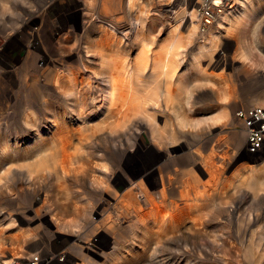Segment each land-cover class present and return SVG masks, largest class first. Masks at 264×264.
Returning <instances> with one entry per match:
<instances>
[{"label":"rangeland","instance_id":"374dc122","mask_svg":"<svg viewBox=\"0 0 264 264\" xmlns=\"http://www.w3.org/2000/svg\"><path fill=\"white\" fill-rule=\"evenodd\" d=\"M87 1L0 0V264L37 251L46 264H264V165L245 155L235 115L264 106V0L225 28L229 5L198 26L201 0H143L139 23L127 0ZM172 44L176 80L157 95L156 59ZM142 48L129 103L157 97L155 119L120 116L112 87L98 109L115 63L133 72Z\"/></svg>","mask_w":264,"mask_h":264},{"label":"bare ground","instance_id":"6f19581e","mask_svg":"<svg viewBox=\"0 0 264 264\" xmlns=\"http://www.w3.org/2000/svg\"><path fill=\"white\" fill-rule=\"evenodd\" d=\"M143 0H127V7H128V10L130 11V14H129V17H128V20H135V23H139L138 21V18L137 17H134V15L132 16V12L135 11V9H137V6L139 5L138 2H141ZM206 1V0H204ZM212 2L213 5L216 6V8L218 10V14L220 12H222V10L224 9L225 6H234L233 5V0H210ZM250 0H240V6L237 7V8H230L229 10L221 13L220 15V18H219V21H218V26L220 28H225V26L227 25V23L229 22V20L231 19L232 15H235L236 17V20H239L245 13L246 9H250L248 8L247 6V3L249 2ZM89 6H88V9L92 10L94 8V5H93V0H88L87 1ZM203 0H201L199 2V5L200 3H202ZM199 5H198V9H197V14H196V20H198V26L200 24V9H199ZM252 7L253 4H251ZM109 8V7H108ZM108 8L107 6L104 4V6H102V8L100 9L102 11V13H107L108 11ZM113 9H117V7H113ZM140 11L143 9V8H140ZM101 11H100V14H101ZM143 11V10H142ZM193 9H192V12L190 11V14L193 13ZM187 12H189V10H187ZM218 14H216V17L218 16ZM193 17V15H192ZM198 17V18H197ZM215 17V19H216ZM191 23H192V31H191V34L192 33H195L196 32V26H195V23L193 22V19L191 20ZM110 27L113 29L114 27L112 25H110ZM115 30V28L113 29V31ZM212 36H215V34H213ZM47 40V39H46ZM48 42L51 41V40H47ZM46 41V42H47ZM44 42V41H43ZM45 42V43H46ZM50 43V42H49ZM87 45H89L87 43ZM47 47V46H46ZM177 45L176 44H172L171 46H169V48L165 51V53L163 54V59L162 57H158L156 60V66H157V95H159L161 93V96H168L169 93L171 92L170 89L171 87H166L164 88L163 87V79L164 80H170L172 81V79L176 80V70H177V66H176V57H177V52L175 51L177 49ZM199 55L197 56L198 57H201L202 55H204V53L207 52L208 50V46L206 45H203V46H200V49H199ZM53 51V50H52ZM90 50L87 49L85 50V54H86V57L87 55L90 54L89 52ZM146 55H147V50L145 48H142V51L140 52V54L138 55V60L136 61L137 64H136V67H135V70L133 72H129V69H127L123 63H120L119 62H116L115 63V66H114V71H111L109 76H108V79H106V82H104V88L102 90V98L100 99L99 101V106H98V109H103L105 107L108 106L109 102H110V99H111V95H112V89L111 87L114 89V91H118V96H117V99L115 100V104H116V107H117V110L121 113L120 116H127L128 115V111L129 109L132 111V110H136L138 112H141L143 113V115L145 116V118H148V119H155V113H154V109H156L157 107V97H153L154 99V103L152 104L153 106L151 108H148L146 106H144L142 103H136L134 104L133 106L129 103V102H133V100H135V95L131 92L129 94V91L133 89L132 85H135L137 82H138V75H140V72L143 70L145 64H146ZM155 60V61H156ZM50 64V63H49ZM51 68V67H50ZM98 67H96L97 69ZM48 71V70H47ZM51 71V70H50ZM50 71L48 72L50 74ZM84 71V70H83ZM54 72V71H53ZM59 72V71H58ZM85 72V71H84ZM56 73V72H55ZM94 73V72H93ZM99 73V72H97ZM76 74V73H75ZM108 74V73H107ZM78 76V75H77ZM162 77V78H160ZM51 78V77H50ZM63 78V77H62ZM61 78V79H62ZM82 78V77H81ZM53 80V79H52ZM59 77H56L55 78V84H58L60 83L59 81ZM68 80V79H67ZM70 80V79H69ZM220 83L221 85H219V91H220V96L222 99H224V101H229L231 99H234L235 96L233 94V89H234V85H230L229 83H227V81H222L220 80ZM74 84V83H73ZM81 84V83H80ZM92 84V83H91ZM40 85V84H39ZM46 85V83H45ZM49 85V84H48ZM60 85V84H59ZM75 85V84H74ZM77 85V84H76ZM66 86V85H65ZM85 86V85H84ZM93 86V85H92ZM68 87V86H67ZM70 87V86H69ZM90 87V86H89ZM41 88V87H40ZM44 88V87H43ZM59 88V87H58ZM62 88V87H61ZM71 88V87H70ZM75 88V87H74ZM55 89V88H54ZM53 90V89H52ZM77 90V89H76ZM75 91V90H74ZM58 92V91H57ZM78 92V91H77ZM63 93V92H62ZM65 93H66V90H65ZM66 95V94H65ZM76 95V94H75ZM89 96V95H88ZM130 97V98H129ZM49 98V97H47ZM50 99V98H49ZM48 99V101H49ZM75 99V98H74ZM74 99L72 101H74ZM76 100V99H75ZM66 101V100H65ZM70 101V99H69ZM35 102V101H33ZM58 102V101H57ZM78 102V101H77ZM59 103V102H58ZM62 103V101H61ZM35 104V103H34ZM41 104V103H40ZM129 104L130 107L129 108ZM30 105V104H29ZM70 105V104H69ZM33 106V104H32ZM39 106V105H38ZM154 107V108H153ZM113 111V110H112ZM116 113V112H115ZM114 113V114H115ZM133 113V112H132ZM34 114H31L29 115L30 117H33ZM123 116V117H124ZM117 117V116H116ZM120 119V117H118ZM116 119V118H115ZM30 120V119H29ZM123 120V119H122ZM214 120V119H213ZM120 121V120H119ZM35 123V122H34ZM195 123V122H194ZM193 123V124H194ZM196 123H199V121H196ZM201 123V122H200ZM199 123V124H200ZM83 136V135H82ZM36 135H31V138H29L27 140V137L24 138L22 141H26V144L29 143V141H31L33 138H35ZM81 140L84 139V137H79ZM80 140V141H81ZM245 140H246V137H245ZM53 141V140H52ZM87 141V140H86ZM245 149H246V142L244 143V149L243 151L245 152ZM48 150V149H47ZM51 152V151H50ZM42 152L44 157L45 158H37L36 160L34 159L33 161V168L34 169H28V174H29V177L31 179L34 178L35 176V171L37 170H40L41 168H43L44 165L47 164V157L52 155L53 153L51 152ZM39 154V153H38ZM70 154H67V156H69ZM245 155L250 157V158H253L255 159V157H252L253 155H250V154H247V152H245ZM58 159V158H57ZM67 159V158H66ZM257 161L264 165V159L260 158L258 160V158H256ZM73 160V159H72ZM56 161V160H55ZM55 163V162H54ZM60 164V163H59ZM68 164V163H67ZM71 164V163H70ZM69 165V164H68ZM104 165V164H103ZM105 167V166H103ZM46 168V167H45ZM49 168V167H48ZM44 169V168H43ZM98 179V182H99V177H96V180ZM213 179V178H212ZM214 180V179H213ZM9 187V186H8ZM13 187V186H11ZM12 189V188H11ZM130 191V190H129ZM12 192V191H11ZM141 192V195L144 197V199L146 200L147 197H148V194L146 193V190L143 189L140 191ZM130 192H128V195H129ZM127 194V193H126ZM16 198V196H15ZM186 198V197H185ZM150 204H152L153 202V199H147ZM152 201V202H151ZM14 257V256H12ZM15 257H18V256H15ZM8 258H11V257H8ZM8 258H6L3 262H5Z\"/></svg>","mask_w":264,"mask_h":264},{"label":"built area","instance_id":"2783aa9c","mask_svg":"<svg viewBox=\"0 0 264 264\" xmlns=\"http://www.w3.org/2000/svg\"><path fill=\"white\" fill-rule=\"evenodd\" d=\"M201 20L208 24L217 9L210 0L199 5ZM219 9V8H218ZM235 115L242 121L247 154L252 157L264 159V106L252 105L246 108H239ZM3 264H46V258L40 252H33L18 257L8 258Z\"/></svg>","mask_w":264,"mask_h":264}]
</instances>
